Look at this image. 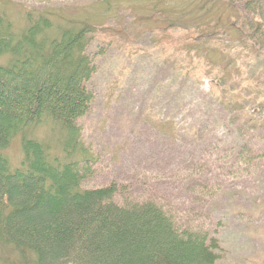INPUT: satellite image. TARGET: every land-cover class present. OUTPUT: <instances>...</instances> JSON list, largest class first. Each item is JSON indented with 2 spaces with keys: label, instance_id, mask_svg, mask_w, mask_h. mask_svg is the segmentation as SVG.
<instances>
[{
  "label": "trees",
  "instance_id": "trees-1",
  "mask_svg": "<svg viewBox=\"0 0 264 264\" xmlns=\"http://www.w3.org/2000/svg\"><path fill=\"white\" fill-rule=\"evenodd\" d=\"M1 1L44 7H16L23 12L19 26L0 8V57L9 58L0 65V264H218L220 246L207 211L178 208L144 193L147 186L139 193L113 181L88 187L99 168L83 142L80 121L94 102L87 84L96 73L95 60L105 54L102 47L89 52L95 32L90 19L49 11V3L68 0ZM201 1L186 25L170 23L199 31L187 39L185 50L201 51L208 66L219 68L210 82L215 88L231 81L237 89L231 83L230 91L252 89L248 96L255 91L264 97V83L254 73L222 75L244 60L241 48L251 46L264 56V1ZM218 4L228 23L203 26L204 17L209 24L220 13H199ZM218 32L220 43L213 41ZM221 48L235 54L229 57ZM251 114L263 122L264 104ZM42 126L51 127L56 143L33 137ZM16 137L22 155L13 167L4 153ZM262 162L264 151L246 145L235 160L243 170ZM208 185L189 188L202 207L218 195L217 187Z\"/></svg>",
  "mask_w": 264,
  "mask_h": 264
},
{
  "label": "rangeland",
  "instance_id": "rangeland-1",
  "mask_svg": "<svg viewBox=\"0 0 264 264\" xmlns=\"http://www.w3.org/2000/svg\"><path fill=\"white\" fill-rule=\"evenodd\" d=\"M201 2L49 3L51 12L90 19L95 32L89 52L97 53L99 47L105 52L97 56L96 73L87 84L94 95L91 111L80 121L83 142L99 168L96 179L87 185L98 187L113 181L131 185L136 193L147 186L144 193L164 197L178 208L205 210L220 246L218 264H264V162L247 170L235 164L244 145L255 153L264 151V120L250 116L259 103L264 104V97L258 98L255 91L248 96L252 89L230 91L231 81L215 88L210 82L219 68L208 66L201 51L185 50L187 39L197 38L199 31L188 33L170 23L184 21L175 24L186 25L193 5ZM16 7L27 11L44 6L0 0L1 10L19 26L23 12H16ZM206 8L198 16L220 14L209 24L204 17L203 26L228 23V15L221 16V4L210 11ZM194 23L191 20L190 24ZM221 34L218 32L213 41L219 42ZM240 51L244 60L222 75L234 78L254 73L264 83L263 51L251 46ZM227 53L229 57L235 54L232 50ZM8 59L0 57V65ZM205 67L211 69L205 72ZM52 131L42 126L33 130V137L56 143ZM4 155L13 167L18 166L22 155L18 137ZM199 182L218 189L217 197L204 207L189 191Z\"/></svg>",
  "mask_w": 264,
  "mask_h": 264
},
{
  "label": "water",
  "instance_id": "water-1",
  "mask_svg": "<svg viewBox=\"0 0 264 264\" xmlns=\"http://www.w3.org/2000/svg\"><path fill=\"white\" fill-rule=\"evenodd\" d=\"M264 1V0H263ZM263 35H264V30H263Z\"/></svg>",
  "mask_w": 264,
  "mask_h": 264
}]
</instances>
